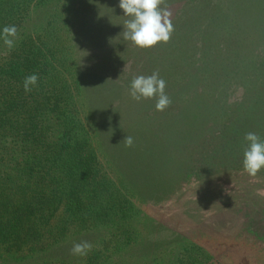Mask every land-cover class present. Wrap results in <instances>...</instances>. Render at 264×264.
<instances>
[{
  "label": "trees",
  "instance_id": "16d2710c",
  "mask_svg": "<svg viewBox=\"0 0 264 264\" xmlns=\"http://www.w3.org/2000/svg\"><path fill=\"white\" fill-rule=\"evenodd\" d=\"M100 1L0 0V31L5 25H15L19 37L11 51L0 40V195L4 197H0V264H135L153 248H168L178 235L170 228L173 221L164 227L131 201L124 211L116 209L121 222L106 220L114 214L110 206L91 214L90 226L72 222L79 226L78 231L54 241L45 239L51 225L48 217L63 201L54 195L58 198L54 205L44 202L36 208L32 204L33 181L41 186L42 201L48 186L42 185L48 174L41 173L34 180L33 169L40 164L45 171L59 170L68 176L65 170L91 169L94 158L88 141L80 140L78 133L66 127L69 124L79 125V134L90 141L95 139L105 161L126 179L141 176L155 162H161L158 171L149 173V177L146 174L134 187L135 194L144 200L163 204L153 208L162 219L234 209L244 223L264 236V168L255 177L242 168L245 134L254 132L264 140V9L256 8L258 0L241 1L246 11L240 22L235 17L236 23L229 9H221L217 0H166L167 7L174 9L173 25H181L183 30L178 40H183L186 47L179 51L180 62L174 64L176 71L179 68L183 73L173 80V87L172 79L164 76L165 92L173 104L162 112L155 109V98L137 102L127 93L121 101L119 94H103L82 73V59H107L89 55L91 43L85 42L91 39V29L97 28ZM261 2L264 4V0ZM112 4V0H104L102 8ZM180 18L195 27L197 23L210 24L212 35L209 39L199 37V53L195 51L196 40L192 42L196 30L187 22L180 24ZM243 26L250 32L248 40L241 37ZM142 51L145 55L155 49ZM194 54L199 55V64L191 68ZM209 59H224L227 65L225 59H230L229 65L233 64L231 59H248L242 64L249 72L202 80L199 72L223 68L222 61L219 67L207 66ZM32 73L39 79L26 93L22 81ZM232 83L241 85L243 95L228 103L221 92ZM188 91L192 95L186 100ZM75 95L84 106V116L79 117L73 107ZM116 97L115 106L112 102ZM135 118L143 122L127 128L131 134L159 139H154L153 149L148 146L138 159L117 157L108 125L115 119L128 122ZM163 145L166 147L162 150ZM154 155L159 157L152 160ZM127 165H131L128 172ZM11 185L18 187L13 189ZM68 198L73 204L69 214L75 220L80 203L74 195ZM39 210L49 212L38 217ZM101 221L106 223L99 226ZM112 223L118 233L131 230L129 233L135 234L122 246L106 252L99 247L103 240L100 233ZM134 226L139 228L138 235ZM152 233H161V237L155 239ZM81 241L91 242L92 250L86 256L72 255L73 244ZM99 257L103 258L96 262Z\"/></svg>",
  "mask_w": 264,
  "mask_h": 264
},
{
  "label": "rangeland",
  "instance_id": "374dc122",
  "mask_svg": "<svg viewBox=\"0 0 264 264\" xmlns=\"http://www.w3.org/2000/svg\"><path fill=\"white\" fill-rule=\"evenodd\" d=\"M109 1L110 0H107V2ZM112 1L113 4L109 8H105V10L102 8L104 0L100 1L101 4L98 6L97 28L91 29V39L88 38L85 40V42L91 43L89 55L95 54V56H99L100 58L105 57L107 59H82L84 66H82V73L84 76L89 82L92 81L94 86L102 91L103 94L110 92L109 95L112 97L119 94L121 101L124 99V95L129 93L132 78L137 75L147 76L151 75L153 71H158L160 77L164 80V76L172 79L171 86L173 87V82L179 77L180 73H183L179 68L178 71H176L174 66L175 63L180 62L179 57H181V55L179 51L181 52V50L186 47L183 40H178V34L183 32L181 25H178V27L173 25L174 31L167 43H158V46L152 47L155 51L143 55L141 48L133 47L131 42L123 40L122 34L120 33L123 31V22L126 18L123 16V11L118 7L119 0ZM241 1L242 0H217L216 4L221 9H229L236 23L235 17L237 16L238 22H240L243 19L241 14L246 11ZM167 4L168 3H166V5ZM256 5L258 10L264 9V4L261 0H258ZM161 7H164V5H161ZM173 10V8H170L171 13ZM208 12L211 13L210 10ZM222 13L225 12L223 11ZM172 17L173 13L171 18ZM184 22H187L189 26L196 30L192 42L196 40L195 44L197 46L195 45V51L199 53V37L209 39L212 35V29L208 27L210 24L197 23L195 27L191 21L180 18V24ZM240 31L242 39L248 40L250 32L247 30V27H241ZM129 49L130 51H127ZM250 53H252V51ZM121 57L123 58L121 59ZM190 60L192 62L190 67L195 68L199 64V55L194 54L193 59ZM209 60L211 62L206 64L207 66L219 67V62L222 61L223 68L221 66L219 69L213 68L212 70L207 69L206 71L199 72V76L203 78L202 80H207V77L211 78V80L216 77L224 78V76L227 77L226 75H230L234 72L237 75L247 74L249 72L246 65L242 64V61L248 59H231L233 62L231 65H229L230 59H225L228 65L226 62H223L224 59ZM252 60L253 59H249V61ZM216 79L220 80V78ZM81 88H83L82 85H80L79 92H82ZM196 91L200 93V89ZM208 92L209 90L207 93ZM221 93L225 94V100L228 103L243 95L242 87L237 83L230 84L229 87ZM190 95H192V92L189 91L185 94V97H187L186 100ZM112 103L116 106L118 104V97L113 99ZM172 104L173 102L171 105ZM73 107L77 110L79 117L80 114L84 116V106L80 98L76 97V95ZM109 108L112 109V107ZM116 109L118 110L119 108ZM129 113L131 112L129 111ZM128 115L131 116L132 114ZM138 122H143V119L139 120L135 118L134 121L128 122L115 119L109 123L108 133L111 139L110 142L114 150L118 153L116 154L117 157L134 159L138 156H142L148 146L151 150L155 146L156 142H154V139H159L158 137H148L138 133L131 134L127 129ZM66 127L78 133L77 135L80 140L88 141L94 158L90 162L91 169L86 170V172H84V169L80 168L73 171L65 170V173H69L68 176H64L59 170L45 171L46 167L40 164L33 169L34 180L39 179L41 173L45 175L48 174L46 176L47 181L42 184L43 186H48L46 188L47 193L44 194L46 199L42 201L41 186L38 184L37 187L36 182L33 181L32 204L36 208L44 202H51L54 205L58 200L54 195H59L60 201L64 202V204L63 202L59 203L57 210L53 213L54 215L48 217L47 222L51 225L48 228L49 237H44L45 239L54 241L57 237L60 239L70 235L74 230L78 231L80 229L79 226L72 222L85 224L86 227L90 226L93 223L89 218L91 214L100 211L103 212L110 206L113 207L112 212L114 214H110L109 218L106 220L113 221V223L118 221L121 222L122 217L120 213H116V209L120 208L124 211L125 207L129 206L128 202L131 204L133 202L138 205L146 215L150 216L151 219L155 221L159 220V224L164 227H168V222L173 221L174 224L173 226L170 225V228L175 230L179 235L171 239L172 245L168 248H153L149 254L144 255L143 258L135 264H159V261H163L164 264H173L172 262L175 264H264V236L260 233L261 231L259 229L255 230L257 228L253 229L251 224L244 223L242 221L244 218H241L239 211L228 209L227 211L225 210L222 213H218L215 210H210L197 216L180 214L175 219H166L165 217L162 219L161 214L157 213V210L153 208L163 204L144 200V198L135 194V185H138L144 177H149V173L158 171L161 162H155L150 168L146 165L145 169H148L143 172L141 176L135 175L133 179L130 177L126 179V177L122 176L105 161V158L98 150L95 139L90 141L88 137L79 134V125L69 124ZM84 132L85 131L81 133ZM125 136H131L133 138V145L131 147H125L121 142ZM169 143H165V145L167 146ZM165 145H163L162 150L166 147ZM34 153L35 152L32 151V154ZM155 155V158H151L152 160L159 157ZM130 168L131 165H127L125 171L128 172L127 170ZM223 185L229 187L231 184L224 182ZM11 186H14L13 189L18 187V185ZM55 192L57 193L54 194ZM262 192L261 188L258 193L262 194ZM70 195L76 196L80 203V212L77 214L79 217H74L75 220L70 216V210H68L73 207V204H69L70 199L68 196ZM0 197L2 198L3 196L0 195ZM39 211L38 217L42 214L46 216L49 212V210H46L48 212ZM105 223V221H101L99 226ZM113 223L107 224V227L103 229V233H100L103 240H101L99 247L105 248L106 252H109L111 249H116L117 246H122L125 241L131 239L135 234L134 232L133 235L129 233L131 230H128L129 232L127 233H118L113 230V226L115 225ZM54 225L57 230L54 229ZM134 228L136 227L134 226ZM140 229H143L142 226ZM134 231H136L137 235L140 233L139 228H136ZM151 236L158 239L161 237V233H157V235L152 233ZM41 242H44V239L41 240ZM167 252H169V254H167ZM102 258L103 257H99L95 261L98 262L102 260ZM113 262H115V260H113Z\"/></svg>",
  "mask_w": 264,
  "mask_h": 264
},
{
  "label": "clouds",
  "instance_id": "9594fccd",
  "mask_svg": "<svg viewBox=\"0 0 264 264\" xmlns=\"http://www.w3.org/2000/svg\"><path fill=\"white\" fill-rule=\"evenodd\" d=\"M118 7L126 18L120 34L123 40L131 42L133 47L146 49L170 40L174 27L171 20L172 13L166 5V0H119ZM18 39V29L15 25H5L0 31V40H3L9 51L16 46ZM38 79L36 73L24 77L23 90L26 93L30 92ZM165 88L166 81L160 77L158 71H153L151 75L134 76L130 82L129 95L137 102L155 98V109L162 112L172 103ZM244 140L247 142V147L243 152L242 168L250 177H255L264 168V140L254 132L246 133ZM121 142L125 147H131L133 138L125 136ZM92 248L91 242L81 241L73 244L70 253L82 257Z\"/></svg>",
  "mask_w": 264,
  "mask_h": 264
}]
</instances>
